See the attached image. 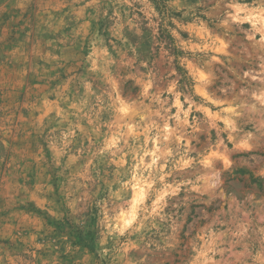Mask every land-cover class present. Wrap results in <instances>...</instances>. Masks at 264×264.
I'll use <instances>...</instances> for the list:
<instances>
[{
	"label": "rangeland",
	"instance_id": "1",
	"mask_svg": "<svg viewBox=\"0 0 264 264\" xmlns=\"http://www.w3.org/2000/svg\"><path fill=\"white\" fill-rule=\"evenodd\" d=\"M0 264H264V0H0Z\"/></svg>",
	"mask_w": 264,
	"mask_h": 264
}]
</instances>
